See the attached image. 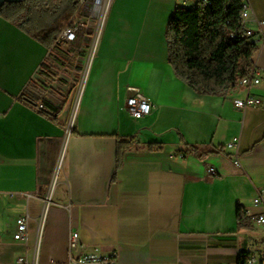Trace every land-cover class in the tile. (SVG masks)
Segmentation results:
<instances>
[{"label": "crops", "instance_id": "obj_1", "mask_svg": "<svg viewBox=\"0 0 264 264\" xmlns=\"http://www.w3.org/2000/svg\"><path fill=\"white\" fill-rule=\"evenodd\" d=\"M249 1L247 27L264 33V0ZM189 3L113 0L83 89L54 76L38 106L23 94L45 82L50 51L0 18V264H65L95 249L118 264H237L242 251L264 264V226L237 223L239 206L264 213L253 204L264 187V44L250 91L260 107L234 106L245 88L196 93L170 66L166 37ZM133 96L153 105L150 115L129 114ZM45 100L58 122L42 113ZM130 140L119 162L118 143ZM23 216L28 243L14 238Z\"/></svg>", "mask_w": 264, "mask_h": 264}, {"label": "trees", "instance_id": "obj_2", "mask_svg": "<svg viewBox=\"0 0 264 264\" xmlns=\"http://www.w3.org/2000/svg\"><path fill=\"white\" fill-rule=\"evenodd\" d=\"M81 0H21L6 4L0 11L4 18L18 26L49 49L58 64L67 59L53 50L65 23L73 18ZM244 0H199L195 7L179 6L171 16L166 37L169 64L175 75L204 96H220L237 88L254 66L258 45L252 37L243 36L241 24ZM228 22L230 24H228ZM44 64L41 76L44 83H31L23 94L24 101L38 106L37 95L43 85L58 76L56 65ZM56 68V71L53 69ZM60 81V80H59ZM41 83V84H40ZM36 92V93H35ZM42 113L58 122L57 108L43 101ZM133 140L118 143V159L133 146ZM149 149L161 150V144H150ZM239 229L251 228L253 222L246 210L238 207ZM249 253L241 252L237 264H249Z\"/></svg>", "mask_w": 264, "mask_h": 264}, {"label": "built area", "instance_id": "obj_3", "mask_svg": "<svg viewBox=\"0 0 264 264\" xmlns=\"http://www.w3.org/2000/svg\"><path fill=\"white\" fill-rule=\"evenodd\" d=\"M113 0H81L78 11L73 17L69 25L62 31L58 40L56 41L53 50L60 53L67 59V63L62 65L58 64L51 56L50 60L58 68L59 78L69 86H75L78 82L82 90L88 75L91 62L96 54L98 42L104 27V23ZM244 9H248V17L245 19V29L243 36L246 34L255 35L257 45L264 44V33L262 30L255 32L247 27L252 8L249 0H244ZM228 24H230L228 22ZM259 27H264V22H259ZM257 39V40H256ZM77 77L74 78V76ZM260 84L259 72L254 66L252 72L242 78L237 87L245 88L248 90V95L244 100H236L234 106L242 111L251 107H260L262 100L258 97L251 95V88ZM42 109L44 105L40 106ZM127 109L129 114L135 119H142L151 114L153 105L145 98L137 96L130 97L127 102ZM239 140L235 139L229 143L228 149H237ZM209 174L215 175L216 170L210 168ZM264 202V187L258 191V196L253 200L256 208L260 207ZM246 216L252 222L264 226V213L255 214L252 211L246 210ZM17 232L14 236L16 241L28 243L29 241V217H19L16 222ZM79 234L72 233L69 240L70 251L78 245ZM21 264H28L25 258L19 260ZM255 260L249 262L253 264ZM65 264H118V255L112 253L104 255L100 249H95L93 252L84 255L79 259H75L70 255Z\"/></svg>", "mask_w": 264, "mask_h": 264}, {"label": "rangeland", "instance_id": "obj_4", "mask_svg": "<svg viewBox=\"0 0 264 264\" xmlns=\"http://www.w3.org/2000/svg\"><path fill=\"white\" fill-rule=\"evenodd\" d=\"M197 1H198V0H190L189 5H195V4L197 3ZM72 19H73V18H71V20L69 19V20L65 23V25H69L70 22L72 21ZM51 56H52V55H51ZM75 77H77V75H75L74 78H75ZM59 79H60V78H59ZM60 80H61V79H60ZM78 84H79V83L76 82V86H75V87H80ZM66 109H67V107L65 108V111H66ZM72 124H73V121L70 122L69 129L72 128ZM60 168H61V167H60ZM60 170H61V169H60ZM58 176H59V175H58Z\"/></svg>", "mask_w": 264, "mask_h": 264}, {"label": "bare ground", "instance_id": "obj_5", "mask_svg": "<svg viewBox=\"0 0 264 264\" xmlns=\"http://www.w3.org/2000/svg\"><path fill=\"white\" fill-rule=\"evenodd\" d=\"M248 17V9H244V12L242 14V20H241V24L243 25V27L245 28V19H247ZM247 37H254L255 35L253 34H246Z\"/></svg>", "mask_w": 264, "mask_h": 264}, {"label": "water", "instance_id": "obj_6", "mask_svg": "<svg viewBox=\"0 0 264 264\" xmlns=\"http://www.w3.org/2000/svg\"><path fill=\"white\" fill-rule=\"evenodd\" d=\"M21 0H0V11L3 9V7L6 5V4H13V3H18L20 2Z\"/></svg>", "mask_w": 264, "mask_h": 264}]
</instances>
